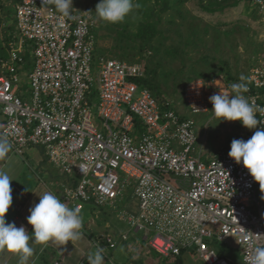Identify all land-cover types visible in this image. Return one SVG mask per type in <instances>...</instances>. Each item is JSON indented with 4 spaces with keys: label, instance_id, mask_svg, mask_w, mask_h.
<instances>
[{
    "label": "built area",
    "instance_id": "1",
    "mask_svg": "<svg viewBox=\"0 0 264 264\" xmlns=\"http://www.w3.org/2000/svg\"><path fill=\"white\" fill-rule=\"evenodd\" d=\"M246 1L264 16V0ZM89 12L73 10L72 20L52 0H18L16 35L0 59V135L19 156L43 148L68 180L60 196L72 208L83 210L88 203L115 208L134 186L135 208L121 219L163 258L188 252L202 264H233L211 241L234 240L241 262L252 264L255 247L264 246L259 184L229 157L230 149L204 160L194 120L138 83L145 77L141 65L98 55ZM26 56L33 57L30 71L24 68ZM217 78L223 77L186 82L182 107L192 115L212 111ZM245 83L244 95L264 109V63L251 66ZM225 90L232 91L231 85ZM257 118L264 120V111ZM104 243L116 247L110 237Z\"/></svg>",
    "mask_w": 264,
    "mask_h": 264
},
{
    "label": "rangeland",
    "instance_id": "2",
    "mask_svg": "<svg viewBox=\"0 0 264 264\" xmlns=\"http://www.w3.org/2000/svg\"><path fill=\"white\" fill-rule=\"evenodd\" d=\"M165 1L143 0L141 5L149 15L147 19H143L136 9L124 23L116 25L96 19L94 12L100 0H73V10L87 9L93 12L98 55L119 57L141 65L153 90L158 94L163 93L179 114L194 120L198 143L206 145L207 154L211 155L215 150L227 151L233 139L248 140V135L253 134V131L244 128L238 121H222L218 124L211 111L192 115L182 107L180 92L187 81L210 78L217 69L222 70L220 75L223 78L213 82L217 84L211 89L213 95L227 93L225 84L242 82L239 79L242 75L247 80L251 66L264 63V16L258 14L246 0L235 4L231 2V5L223 6L220 11L209 13L201 8L206 5L198 0H186L180 5H172L169 0L165 5ZM12 4V0H0V6L5 9ZM149 23H152V27H149ZM11 34L16 35L13 16L0 8V47L4 45V38ZM5 49L8 47L5 46ZM32 65L33 57L29 56L24 68L30 71ZM227 94L232 95L233 92ZM36 149L43 151L42 147ZM47 165L52 171V166ZM24 175L19 177L18 186ZM67 181L62 179L59 183L61 189H56L62 192L63 183ZM133 191L134 186L126 188L116 201L115 208L82 204L83 237L89 240V235L103 244L106 234L119 240L125 234L127 240L130 238L127 243L131 245L133 241L136 247H126L125 243L118 242L115 250L106 249L105 254L120 253L133 264H173L174 260L177 264L175 258H167L163 262L160 256L148 248V240L142 239L144 234L134 233L122 221L120 214L135 208ZM68 206L72 208L71 204ZM211 244L218 253L228 258H232L230 252L237 250L234 240L229 243L214 240ZM107 258H104L105 264H123L117 258ZM182 264L198 263L185 258ZM233 264L243 263L236 257Z\"/></svg>",
    "mask_w": 264,
    "mask_h": 264
},
{
    "label": "clouds",
    "instance_id": "3",
    "mask_svg": "<svg viewBox=\"0 0 264 264\" xmlns=\"http://www.w3.org/2000/svg\"><path fill=\"white\" fill-rule=\"evenodd\" d=\"M55 10L64 17L75 20L72 14L73 0H52ZM140 5L135 0H100L95 8V17L108 24H121L132 16ZM93 13V12H89ZM95 22V21H94ZM240 83H233V94L220 93L209 98L213 105V117L218 121L240 122L242 126L253 131L248 140L233 139L228 153L229 157L249 172L251 177L264 192V120L257 118L258 109L244 95L248 92L246 77L239 78ZM12 144L6 136L0 135V161L6 160L12 150ZM12 179L6 171L0 170V252L11 253L19 258L20 264H28L34 256L33 244L41 246V252L49 243L61 249L82 239L83 216L79 207L70 208L53 192L39 196V203L29 209L27 223L31 226L29 233L24 226L6 222V215L12 205ZM106 250L97 246L90 252L88 264H105ZM252 264H264V246H257L252 256Z\"/></svg>",
    "mask_w": 264,
    "mask_h": 264
},
{
    "label": "crops",
    "instance_id": "4",
    "mask_svg": "<svg viewBox=\"0 0 264 264\" xmlns=\"http://www.w3.org/2000/svg\"><path fill=\"white\" fill-rule=\"evenodd\" d=\"M252 135L253 134H250L248 135V137H251ZM200 146L206 153L204 160H207L208 157H211L213 154L219 152L215 150L211 152V155H208L206 151L207 149L205 147L206 145L204 143H201ZM36 148L37 147L29 148L23 156H17L11 150V152L8 154L7 159L0 161V170L6 171L12 179L10 183V187L12 190V205L5 217L6 222H14L17 227L24 226L29 233L32 232L31 226L27 223V217L30 214L29 209L33 207L34 204L39 203V196L43 195L45 192H53L59 197V195H61V191L57 190L60 188L59 183L62 179H67L57 168H55L49 162V159L46 156L44 150L42 151V149ZM47 164L52 166V171L49 169ZM23 173H25V175ZM21 175H24L25 177L22 179L20 185L18 186V179ZM59 198L61 199V196ZM123 236L128 237L125 234H123ZM107 237L112 238L110 234H106L104 236V240ZM88 238L89 240L85 239L82 236L81 240L73 244L69 242L67 245L63 246L62 249L56 244L49 243L48 246L44 248L43 252H41L40 250V245L33 244L35 253L34 256L29 260L28 264H88L87 257L89 253L94 251L97 246L103 247L105 248V250L108 249L106 248L107 246L105 245V243L101 244L99 241L89 237V235ZM112 239L116 242V247L118 242L125 243L126 247L131 245H133L134 248L136 247V243H133V241L131 245L130 243H127L130 238L127 241L122 240V235L120 236V240L117 238ZM116 247L114 248V250L116 249ZM106 255L107 254H104V258H117L118 260H121L123 264H133L132 262L125 260L124 256H122V254L120 253L114 254L113 252H110V254H108L107 256ZM182 255H184L182 257L183 259L188 258L198 264H202L201 261L195 258L194 254L184 252ZM229 255H231V260H233V262L236 257L240 259L237 250L230 252ZM161 259H163V257ZM0 264H20V262L17 256L7 252H0Z\"/></svg>",
    "mask_w": 264,
    "mask_h": 264
},
{
    "label": "trees",
    "instance_id": "5",
    "mask_svg": "<svg viewBox=\"0 0 264 264\" xmlns=\"http://www.w3.org/2000/svg\"><path fill=\"white\" fill-rule=\"evenodd\" d=\"M185 1L186 0H169V2H171L172 5H180V4L184 3ZM17 2H18V0H12V3H13L12 6L8 7L7 9L3 8V6H0V8L2 10H4L5 12L7 11V15H9V16H12L13 15V20H14V11H13V9L15 8V5L17 4ZM136 2H138V4L140 5V7L137 9L138 13L141 15V17H143V19H147L149 17V15H148V13L144 12V10L142 9V5H141V3L143 2V0H136ZM235 3L236 2H234V4ZM166 4H168V0L165 1V5ZM227 4L231 5L230 2H224V3L218 4V5H216V4H208L206 6H202L201 5L202 6L201 8L204 9V11H206L208 13L209 12H217V11H220L222 9V7L223 6H226ZM149 27H152V23H149ZM96 32H97V29H95V36H96ZM12 39H13L12 34L10 36H7V37L4 38V45H3V47L2 46L0 47V50H1L0 51V59H5L6 58V56H7V50L5 49V46H7L8 42L12 41ZM96 52H98L97 48H96ZM27 58H28V56H26V59ZM115 58H118L120 60H123V59H121L119 57H115ZM123 61H125V60H123ZM221 71H222L221 69H217L216 73L212 77L206 78V79H203V80L204 81H210L211 79H213V78L217 77L219 74H221ZM146 77L147 76L145 75V77L142 80H139L138 83L140 85H142L143 87H146L152 93V95L155 97V99H157L159 101H162V100L167 99V98H164L163 93L158 94V93H156L153 90V88L151 87V85L148 82V80H146L147 79ZM181 92H180V94H181ZM250 138L251 137H249V139ZM183 256L184 255L181 254V256L175 257V259H177V264H182V259H183L182 257ZM161 258H162V256H161ZM163 259H162V261L163 262H166V258H163ZM170 264H172V263H170ZM173 264H175V260H174Z\"/></svg>",
    "mask_w": 264,
    "mask_h": 264
},
{
    "label": "water",
    "instance_id": "6",
    "mask_svg": "<svg viewBox=\"0 0 264 264\" xmlns=\"http://www.w3.org/2000/svg\"><path fill=\"white\" fill-rule=\"evenodd\" d=\"M258 197H259V199L263 200V197H261L260 194H258Z\"/></svg>",
    "mask_w": 264,
    "mask_h": 264
}]
</instances>
